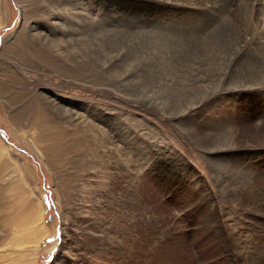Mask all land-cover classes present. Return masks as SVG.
Wrapping results in <instances>:
<instances>
[{
	"label": "rangeland",
	"instance_id": "obj_1",
	"mask_svg": "<svg viewBox=\"0 0 264 264\" xmlns=\"http://www.w3.org/2000/svg\"><path fill=\"white\" fill-rule=\"evenodd\" d=\"M0 1V264H259L264 0Z\"/></svg>",
	"mask_w": 264,
	"mask_h": 264
},
{
	"label": "bare ground",
	"instance_id": "obj_2",
	"mask_svg": "<svg viewBox=\"0 0 264 264\" xmlns=\"http://www.w3.org/2000/svg\"><path fill=\"white\" fill-rule=\"evenodd\" d=\"M19 1V0H18ZM22 2H23V4L25 3L26 4V6H28L27 5V2L29 1V0H21ZM79 1V0H78ZM94 1V0H93ZM1 2V1H0ZM22 2H21V4H22ZM78 4H80L79 2H78ZM86 4V3H85ZM84 3H82V6L83 5H85ZM94 5V4H93ZM250 5V3H247V6H249ZM67 7V6H66ZM71 6L69 5V8H70ZM76 7V6H75ZM79 8V7H78ZM67 9V8H66ZM88 9H89V7H88ZM94 9V8H93ZM97 9V8H96ZM76 10H78V9H75V11ZM68 11V10H67ZM88 11H90V10H88ZM74 12V11H73ZM92 12V11H91ZM69 13V12H68ZM82 13V12H81ZM90 13V12H89ZM84 14V13H83ZM75 15V14H74ZM87 15V14H86ZM91 17H92V19H91V22L94 20V14H92L91 13ZM99 15V14H98ZM96 16V15H95ZM74 17H76L75 18V20L78 22V24H80V19H79V17H81V15H79V13L78 14H76ZM84 17V16H83ZM86 17V16H85ZM84 17V18H85ZM27 19V18H26ZM69 19V18H68ZM78 19V20H77ZM84 20V19H83ZM107 20V19H106ZM27 21V20H26ZM102 21V20H101ZM105 20L103 19V21L102 22H104ZM90 23V22H89ZM96 23H99V22H97L96 21ZM2 24V23H1ZM85 24H86V22H85ZM92 24V23H91ZM96 26V25H95ZM71 27H73V26H71ZM74 27H75V25H74ZM76 28V27H75ZM80 28H81V26H80ZM82 29V28H81ZM94 29V28H93ZM79 30H77V32H78ZM80 32V31H79ZM73 33H75V32H73ZM81 33V32H80ZM82 33H83V31H82ZM82 33H81V35H80V37H78V38H81V36H82ZM78 34V33H77ZM84 34V33H83ZM73 35V34H72ZM74 35H76V34H74ZM74 37V36H73ZM73 39V38H72ZM74 50V49H73ZM34 52V51H33ZM76 53V52H75ZM33 54V53H32ZM36 54V56H37V58L39 59V60H42V59H44V57L42 56V55H40L39 53H35ZM36 58V57H35ZM36 60V59H35ZM38 60V61H39ZM50 60H51V57H50ZM54 60V59H53ZM53 61H51V63H52ZM55 63V62H54ZM57 65V64H56ZM50 67H52L51 65H50ZM55 67V66H54ZM55 69V68H54ZM53 69V70H54ZM66 71V70H65ZM66 73V72H65ZM9 74V73H8ZM14 86H15V82H14V80L12 79V77L11 76H5V79H1L0 80V92H2V93H4L5 95H9V97L13 94V91H14ZM261 91H259V93H260ZM262 94V93H261ZM198 111V110H197ZM196 113V112H195ZM102 117V116H101ZM16 119L18 120V117H16ZM15 122V121H14ZM19 123V122H18ZM66 134V133H65ZM60 136H63V134L62 135H60ZM69 141V140H68ZM261 145H263V144H261ZM260 145V146H261ZM4 146V145H3ZM6 147V146H5ZM53 147H54V149H55V151L53 150ZM96 147V146H95ZM261 149V148H260ZM1 150V149H0ZM52 151H53V154H54V156L53 155H51V157L52 158H57L58 159V157H56L57 156V153H59V152H61V150H56V146H52ZM72 152V151H71ZM42 155V154H41ZM60 155V154H59ZM48 157V156H47ZM49 160V159H48ZM127 160V159H126ZM49 162V161H48ZM60 162V161H59ZM128 162V161H127ZM129 163V162H128ZM256 169V168H255ZM247 170V169H246ZM253 174V173H252ZM254 174H255V172H254ZM67 177V176H66ZM25 178V177H24ZM63 178V177H62ZM248 178V177H247ZM252 178H254V177H252ZM23 179V178H22ZM68 179V178H67ZM26 180V179H25ZM24 180V181H25ZM252 180V179H251ZM227 181H229V180H227ZM256 181V180H255ZM258 181V180H257ZM27 183V182H26ZM262 181H258L257 183H255V184H257V185H255V186H253V188H251L249 191H250V196H253L254 197V199H255V201H256V204H257V206L254 208V210L253 211H251V212H249V214H248V218L249 219H252V220H255L256 219V222L258 223V224H260V223H263L264 224V216L262 215V214H264V202H262V200L264 199V192H263V187H258V186H261L262 185ZM59 184V183H58ZM251 184V183H250ZM264 184V183H263ZM25 188V187H24ZM28 188V187H27ZM57 189H59V187L57 188ZM259 190H262V192H256V191H259ZM21 191V190H20ZM28 191V190H27ZM30 191V190H29ZM31 192V191H30ZM202 192V191H201ZM29 194V193H28ZM208 195V194H207ZM238 195V194H237ZM232 196V195H231ZM233 198V197H232ZM240 199V198H239ZM252 199V198H251ZM139 200V199H138ZM245 201V200H244ZM62 202V201H61ZM246 203V202H245ZM213 205V204H212ZM211 206V205H210ZM242 206H244V205H241V207ZM249 207V206H248ZM195 208H197V207H195ZM213 209H214V211L216 212V206H214L213 205V207H212ZM240 208V207H239ZM193 210H194V208H192V212H193ZM210 210H212V209H210ZM242 210H243V208H242ZM195 212H196V210H195ZM262 215V216H261ZM28 217L26 218V220H25V222L27 221L28 222ZM11 223V222H10ZM212 223V222H211ZM36 224V223H35ZM219 224H220V222L218 221V220H214V226L217 228V230H218V234H216L215 235V239L216 240H220V243L222 244V245H224L225 247H224V249L222 248V250H217V252H216V254H218V253H220V252H224L225 253V255H226V259H225V262H223V264H231V262L230 261H233V263L232 264H238L234 259V256H236V255H234L233 254V252H230L228 249H227V239H222L221 237H224V234H223V231L221 230V228L219 227ZM32 225H34V224H32ZM261 225V224H260ZM45 228L46 229H49L48 227H46L45 226ZM34 229V228H33ZM43 229V228H42ZM36 230H37V228H36ZM39 230V229H38ZM47 231V230H46ZM31 232H32V230H31ZM46 234V233H45ZM204 234H206V233H204ZM44 235L43 234H39V237H43ZM199 238V237H198ZM223 247V246H222ZM215 254V255H216ZM191 255V254H190ZM224 256V255H223ZM248 256V255H247ZM221 257V256H220ZM245 257V256H244ZM200 258V257H199ZM246 259V258H245ZM255 259H258V263L259 264H264V258H255ZM57 260V259H56ZM254 264V263H253Z\"/></svg>",
	"mask_w": 264,
	"mask_h": 264
}]
</instances>
